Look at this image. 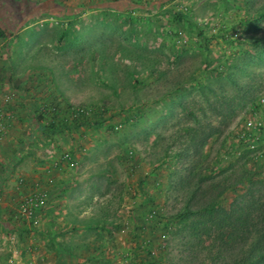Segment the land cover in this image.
<instances>
[{
	"label": "rangeland",
	"instance_id": "1",
	"mask_svg": "<svg viewBox=\"0 0 264 264\" xmlns=\"http://www.w3.org/2000/svg\"><path fill=\"white\" fill-rule=\"evenodd\" d=\"M2 29L0 264H198L172 232L201 178L222 189L233 165L264 192V0H0ZM69 104L102 110L79 128L41 116ZM49 170L33 226L17 202Z\"/></svg>",
	"mask_w": 264,
	"mask_h": 264
},
{
	"label": "trees",
	"instance_id": "2",
	"mask_svg": "<svg viewBox=\"0 0 264 264\" xmlns=\"http://www.w3.org/2000/svg\"><path fill=\"white\" fill-rule=\"evenodd\" d=\"M0 34L4 36L5 30L2 29ZM80 108L84 109L81 113L76 112L77 107L75 109V105L71 104L58 111L52 107H45L41 116L50 117L55 127L79 128L86 123L89 116L93 114L98 116L102 110L101 108L96 109L95 106ZM72 109H75V112ZM60 111L66 114L62 115ZM206 137L208 134L205 135ZM65 154L77 163L78 159L73 151ZM67 161L63 155L58 160L57 167L60 169L65 167V163L69 164ZM230 169H233V165L223 169L227 175L224 179L226 186L222 189L217 179L218 175H205L201 178V183L208 182L210 185L198 186L191 192L184 208L176 216L182 223L181 228L172 233L184 232L186 234L184 243L189 253H193L196 248L205 252L204 258L198 261V264H204L207 261L212 264H264V192H262V187H259L262 185L259 180L253 178L249 170L243 169L241 175L237 174L233 178L237 172L233 170L229 172ZM5 177L6 175H0V180ZM41 180L45 182L44 178ZM241 182L247 189L244 193L238 194L229 207H226L221 197L228 190L237 188ZM194 199H197L196 203H192L191 200ZM214 230L219 231L218 236L212 240V244L205 245L204 238L210 237ZM188 258L185 259L184 264H195L194 258Z\"/></svg>",
	"mask_w": 264,
	"mask_h": 264
},
{
	"label": "built area",
	"instance_id": "3",
	"mask_svg": "<svg viewBox=\"0 0 264 264\" xmlns=\"http://www.w3.org/2000/svg\"><path fill=\"white\" fill-rule=\"evenodd\" d=\"M8 97V99H10ZM78 113H81L84 111L83 108L77 107L76 109ZM260 122H255L254 126L255 128L258 127V125H261ZM7 133V124H6V117L3 112H0V142L2 141L4 135ZM255 147V145H251L250 147ZM65 158H67V162H69L70 165L74 166L75 163L72 160V157H69L68 154H65ZM56 164L54 167H57ZM50 171V170H49ZM43 182L41 179H35L32 182L31 190L29 193L22 194L17 202V217L23 219L24 221H27L29 224L33 226H38L41 224V211H43L50 201V191L47 188L48 185L53 186L56 183V177L50 173H47L44 176ZM1 197V196H0ZM1 199V198H0Z\"/></svg>",
	"mask_w": 264,
	"mask_h": 264
},
{
	"label": "crops",
	"instance_id": "4",
	"mask_svg": "<svg viewBox=\"0 0 264 264\" xmlns=\"http://www.w3.org/2000/svg\"><path fill=\"white\" fill-rule=\"evenodd\" d=\"M5 27V26H4ZM8 48H11V47H9L8 46ZM47 174V173H46ZM38 178H40L39 176H37V177H35V179H38ZM42 178H44V177H42ZM71 177H69V175H65V177H63V181H60V183H61V185H63V184H66V183H68V181H72L71 179H70ZM63 182V183H62ZM88 189H90L91 191H92V189H93V187L92 186H90ZM94 191V190H93ZM55 260L53 261V264L54 263H56V256L55 255H53L52 256ZM53 260V259H52ZM70 259H68V262H63V264H70Z\"/></svg>",
	"mask_w": 264,
	"mask_h": 264
}]
</instances>
